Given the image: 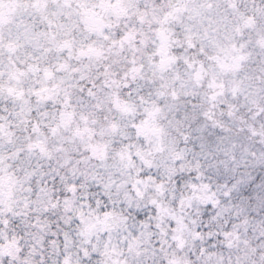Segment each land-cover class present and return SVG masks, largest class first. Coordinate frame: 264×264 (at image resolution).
Wrapping results in <instances>:
<instances>
[{
	"label": "snow or ice",
	"instance_id": "snow-or-ice-1",
	"mask_svg": "<svg viewBox=\"0 0 264 264\" xmlns=\"http://www.w3.org/2000/svg\"><path fill=\"white\" fill-rule=\"evenodd\" d=\"M0 264H264V0H0Z\"/></svg>",
	"mask_w": 264,
	"mask_h": 264
}]
</instances>
